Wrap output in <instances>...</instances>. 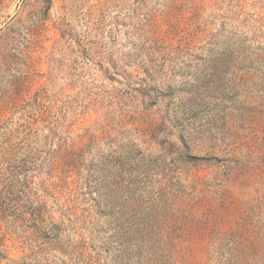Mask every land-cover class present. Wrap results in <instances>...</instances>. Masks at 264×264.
Returning <instances> with one entry per match:
<instances>
[{
    "label": "rangeland",
    "instance_id": "rangeland-1",
    "mask_svg": "<svg viewBox=\"0 0 264 264\" xmlns=\"http://www.w3.org/2000/svg\"><path fill=\"white\" fill-rule=\"evenodd\" d=\"M0 264H264V0H0Z\"/></svg>",
    "mask_w": 264,
    "mask_h": 264
}]
</instances>
